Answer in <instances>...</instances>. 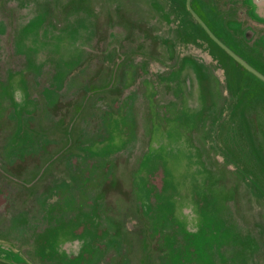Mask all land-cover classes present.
<instances>
[{
	"label": "rangeland",
	"instance_id": "374dc122",
	"mask_svg": "<svg viewBox=\"0 0 264 264\" xmlns=\"http://www.w3.org/2000/svg\"><path fill=\"white\" fill-rule=\"evenodd\" d=\"M170 1L0 0V264H264V89Z\"/></svg>",
	"mask_w": 264,
	"mask_h": 264
},
{
	"label": "flooded vegetation",
	"instance_id": "af4514ba",
	"mask_svg": "<svg viewBox=\"0 0 264 264\" xmlns=\"http://www.w3.org/2000/svg\"><path fill=\"white\" fill-rule=\"evenodd\" d=\"M171 1L175 2V0ZM171 1L170 3L173 4ZM181 1L182 9H185H183V12L185 13L186 11L189 19L194 23L193 25L197 27L198 32L204 38L207 37L208 41L212 43L215 52H218V56L221 54L229 57L246 72L249 77V84L244 86V88L246 91L248 90L249 96H252L251 102H254L259 97L260 92L263 93L262 89H264V79L261 77H264V20L253 16L250 11L255 5L260 4L262 6V1ZM213 36L242 58L255 72L239 63ZM199 69L206 73L202 67ZM254 86L258 88L255 89ZM249 88H251L252 92L249 91ZM236 97L238 98L237 94Z\"/></svg>",
	"mask_w": 264,
	"mask_h": 264
},
{
	"label": "water",
	"instance_id": "95a60500",
	"mask_svg": "<svg viewBox=\"0 0 264 264\" xmlns=\"http://www.w3.org/2000/svg\"><path fill=\"white\" fill-rule=\"evenodd\" d=\"M249 2V0H247ZM262 1V6L259 5H255L253 6V8L251 9L250 13L257 17L260 18L262 20H264V0ZM259 2V0H258ZM203 24V23H202ZM204 25V24H203ZM208 30V29H207ZM213 38L231 55L233 56L239 63H241L243 66H245L247 69L252 70L253 72H255L242 58H240L237 54H235L233 51H231L228 47H226L223 43H221L218 39H216L214 36ZM263 79L264 77L261 76ZM9 261L11 262V264H26L24 262L21 261H16L13 258L9 259Z\"/></svg>",
	"mask_w": 264,
	"mask_h": 264
}]
</instances>
